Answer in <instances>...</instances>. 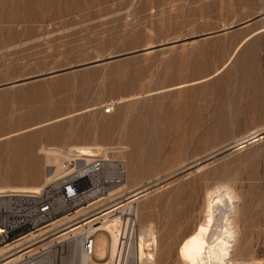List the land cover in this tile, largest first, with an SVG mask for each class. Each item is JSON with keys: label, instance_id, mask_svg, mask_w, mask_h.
I'll list each match as a JSON object with an SVG mask.
<instances>
[{"label": "rangeland", "instance_id": "374dc122", "mask_svg": "<svg viewBox=\"0 0 264 264\" xmlns=\"http://www.w3.org/2000/svg\"><path fill=\"white\" fill-rule=\"evenodd\" d=\"M262 14L264 0H0V186H52L65 173L47 181V150L65 169L72 148H103L126 163L125 196L80 219L147 188L135 202L137 243L151 226L155 264H180L208 195L228 190L235 259L264 264V17L220 33ZM75 244L63 243L61 264ZM126 245L119 264H139Z\"/></svg>", "mask_w": 264, "mask_h": 264}, {"label": "bare ground", "instance_id": "6f19581e", "mask_svg": "<svg viewBox=\"0 0 264 264\" xmlns=\"http://www.w3.org/2000/svg\"><path fill=\"white\" fill-rule=\"evenodd\" d=\"M261 136L262 133H254L248 137L250 138L248 141H257ZM3 139L5 138H2L1 140ZM244 139L238 142V144L240 143L237 145L238 148L244 146ZM92 149L88 147H76L70 150L69 148L70 151L64 156L68 159L69 163L68 165L66 164L65 169L62 168L63 163L61 164L62 166L59 165L60 163L58 164L60 155L57 152L47 150L49 154L52 153L54 155V163L57 164V166L54 164L56 171L53 175L51 174L52 176L47 178V181H53L63 172L69 174L73 171H79L82 167L91 164L96 157H100L106 162H112L107 156H104L105 149L101 148L103 151L102 155L95 154V151ZM46 162H49L48 159ZM49 164L51 163L49 162ZM72 166L73 168H71ZM122 187L123 186H119L110 191L108 195L83 206L81 209L77 210L75 214L64 216L54 221L49 227L42 229L38 234H32L29 237H25L15 245L1 247L0 257L3 258L1 259L0 264H16L21 261L22 257L17 254L18 252L13 254L9 253L26 244H28L27 248L32 247L33 251L39 252L42 248L50 250L67 241H75L76 244L71 253V261L62 264H100L103 262L119 264L122 254V236L128 234L132 224L134 223L135 225L136 223V219L133 217L137 215L135 202L140 197L146 196V194L149 193H147L148 189L142 188L134 192H128L130 195L126 199H123V201H120L111 207L101 209V211L93 215V217L84 219L80 218L89 214L86 210L90 207L97 210L101 206L103 207L124 197L125 195L122 194L126 188ZM43 188L38 189L35 187L30 189H19L15 187L0 186V195L3 197L20 193H41ZM223 191L224 192H213L214 195L212 197L208 195L210 198L209 201H207L206 220L200 223L199 226L196 227V229L179 245L178 255L180 258V264H258L255 261L235 259L240 230L237 221V207L232 193L228 190ZM124 215H127L128 217L124 218ZM61 227L64 228L57 230ZM50 232L53 233L49 234ZM45 234L49 235L43 239L37 240L40 236H44ZM86 234H92L94 237L93 255L90 258L85 257L79 249V243ZM156 243V237L151 226L140 232L139 241L137 243L136 239L135 244V253L139 264H155L154 250H156ZM152 246H154V250L150 248ZM146 248H148L150 252L154 251V253L146 252Z\"/></svg>", "mask_w": 264, "mask_h": 264}, {"label": "built area", "instance_id": "2783aa9c", "mask_svg": "<svg viewBox=\"0 0 264 264\" xmlns=\"http://www.w3.org/2000/svg\"><path fill=\"white\" fill-rule=\"evenodd\" d=\"M112 111V106L105 108V114H111ZM126 179L125 162H106L96 157L88 166L65 174L52 186H45L41 193H20L3 197L0 195V248L15 245L25 237L38 234L54 221L75 214L89 202L108 195ZM135 227L133 223L128 234L122 236L121 252L126 244L128 246L129 241H134L130 253L135 255L137 239ZM51 233L53 232L49 234ZM49 234L40 236L37 240ZM63 243L50 250L42 248L39 252L33 251L32 247L27 248L26 244L9 254L18 252L17 254L21 255L22 260L16 264H61ZM93 248L94 237L92 234H86L79 243V249L85 257L90 258L93 255ZM2 258L0 257V261Z\"/></svg>", "mask_w": 264, "mask_h": 264}, {"label": "water", "instance_id": "95a60500", "mask_svg": "<svg viewBox=\"0 0 264 264\" xmlns=\"http://www.w3.org/2000/svg\"><path fill=\"white\" fill-rule=\"evenodd\" d=\"M262 17H264V14H262L261 16H258V17H256V18H254V19H251V20H249V21H247V22H245V23H243V24H241V25H239V26H237V27H235V28H231L230 30H227V31H223V32H220V33H227V32H230V31H233V30H236V29H238V28H241V27H245V26H248V25H250V24H252L253 22H255L257 19H259V18H262ZM220 33H218V34H220ZM214 35H216V34H211V35H204V36H199V37H197V39H205V38H208V37H212V36H214ZM171 44H176V43H171ZM170 43L168 44H165V45H163V44H160V45H156V46H153L152 48H144L143 50H141V51H136V52H133V53H130V54H127V55H122V56H120V57H116V58H111V59H109V60H97L96 62H93V63H90V64H87V65H83V66H79V67H77V70L78 69H82V68H88V67H91V66H98V65H100V64H104V63H108V62H114L115 60H117V59H123V58H127V57H132V56H135V55H138V54H141V53H145V52H147V51H157V50H160V49H163V48H165L166 46H168V45H171ZM72 69H70L69 71H71ZM63 72V71H62ZM62 72H60V73H62ZM65 72V71H64ZM60 73H55V74H48L47 76H44V77H49V76H53V75H58V74H60ZM41 77H37V78H34V79H28V80H24L23 82H19V83H15V84H10V85H7V86H15V85H20V84H23V83H28V82H30V81H33V80H36V79H40ZM4 87H6V86H4ZM231 150H235V148H234V146L232 147V148H230Z\"/></svg>", "mask_w": 264, "mask_h": 264}]
</instances>
